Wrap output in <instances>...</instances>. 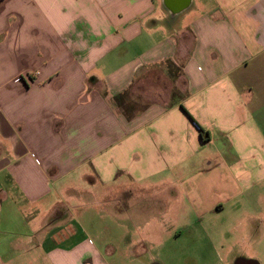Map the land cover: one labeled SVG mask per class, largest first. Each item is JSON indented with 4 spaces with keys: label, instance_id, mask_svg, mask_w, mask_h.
Instances as JSON below:
<instances>
[{
    "label": "crops",
    "instance_id": "crops-1",
    "mask_svg": "<svg viewBox=\"0 0 264 264\" xmlns=\"http://www.w3.org/2000/svg\"><path fill=\"white\" fill-rule=\"evenodd\" d=\"M149 189L264 231V0H0V264H142Z\"/></svg>",
    "mask_w": 264,
    "mask_h": 264
},
{
    "label": "rangeland",
    "instance_id": "rangeland-1",
    "mask_svg": "<svg viewBox=\"0 0 264 264\" xmlns=\"http://www.w3.org/2000/svg\"><path fill=\"white\" fill-rule=\"evenodd\" d=\"M135 191L139 192V189ZM129 193L134 192L130 191ZM142 193H146V198L140 200L142 202L136 203L128 198L121 203V208L125 211L131 207L128 209L126 217L128 223H130L128 225H133V228L126 231L114 229L117 232V236L116 238L112 237L114 238L113 240H118L120 237L122 238L124 233V237H138L137 249L141 254H145L142 256V264H235L238 260L252 259L249 256H255L258 264H264V231L256 229H254V232L249 231V234L252 233L249 239L255 238L260 243V245L253 247L254 245L248 243L250 240L244 241L241 238L246 235L247 231L241 233L237 230L227 229L225 225L220 224L222 219L228 223L227 220L234 216L232 212L204 214L200 220L202 224L199 222L200 224L195 227H177V225L164 224L163 228H157L149 222V217L155 216L160 219L163 216L164 220L161 219V221H166L167 213L162 208L161 203H158V206L152 205L151 201L146 199L149 198L150 193H162V190L149 189L144 190ZM112 206V203L110 205L108 203L106 206L108 212L112 211ZM88 211L84 214L88 215ZM257 213L256 211V220L259 219ZM174 215L172 214L171 216ZM184 216H186V213H184ZM191 216H193L192 213L189 217L191 218ZM105 222L107 221H104V223L98 222L96 225L98 230L104 233V237L110 239V234L101 229L103 225L105 227ZM257 225L256 222L255 226L257 227ZM196 237H200L204 241V244L202 243L203 246L185 247L186 251H183L182 245L177 246V244L189 242L188 239H197ZM170 238L173 239L170 240ZM245 238L247 237L245 236ZM152 255L155 258L154 261H151L153 260L151 258Z\"/></svg>",
    "mask_w": 264,
    "mask_h": 264
},
{
    "label": "trees",
    "instance_id": "trees-1",
    "mask_svg": "<svg viewBox=\"0 0 264 264\" xmlns=\"http://www.w3.org/2000/svg\"><path fill=\"white\" fill-rule=\"evenodd\" d=\"M201 133H202V134H206V133H204L203 131H201ZM206 136H207V134H206Z\"/></svg>",
    "mask_w": 264,
    "mask_h": 264
}]
</instances>
